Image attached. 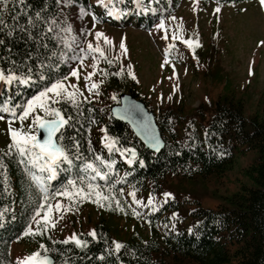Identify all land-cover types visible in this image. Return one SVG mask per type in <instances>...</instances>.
<instances>
[{"label": "trees", "instance_id": "16d2710c", "mask_svg": "<svg viewBox=\"0 0 264 264\" xmlns=\"http://www.w3.org/2000/svg\"><path fill=\"white\" fill-rule=\"evenodd\" d=\"M66 1L23 0L21 4L18 0H8L5 7L0 0V20L3 21L0 24V68L7 71L9 67L15 70L16 66H20L23 71L26 65L33 74L32 81L27 85H0V105L7 101L10 105L22 107L26 100L44 87L69 74L66 55L61 56V53L66 54L65 45L52 38L58 31L56 25ZM69 1L84 8L91 5V0ZM182 1L140 0L141 7H138L136 0H121L115 15H107L106 10L103 13L112 20L120 18L127 21L130 18L152 27L162 15L173 12ZM216 1L225 4L250 0ZM145 7L149 11H144ZM30 18L34 26L29 24ZM48 27L53 28L52 33H45ZM41 33L46 35L43 43H47L48 48L36 39ZM29 56L31 59H28ZM41 62L45 63L43 70L38 68ZM118 63L115 57L104 58L108 82L105 96L99 95L96 100L79 99L77 106L67 98H60L57 102V106L73 118L62 129L63 143L70 153L71 163L65 161L60 164L52 179L46 178L49 175L46 171L21 163L15 150L11 155H7L9 149L0 151L3 160L0 166V264H16L11 250L15 241L39 244L41 254L51 253L54 256L53 264H264V118L257 113L247 115L243 101L228 95L201 100L188 110V114L183 110L182 118L177 116L178 110L174 106L167 105L156 114L165 146L161 151L153 152L144 146L127 123L110 114L111 105L119 101V95L124 91L133 92L152 108L150 99L140 90L137 71ZM129 71L134 73L135 78L129 75ZM40 76L44 79H39ZM49 103L51 107L56 106L52 99ZM21 107L17 110L20 111ZM176 118L185 119L182 133ZM94 127L101 131L99 144L92 140ZM105 129L108 136L118 138V147L136 149L138 154L132 164L127 163V153L121 156L105 147ZM73 137L79 141L78 149L71 146ZM239 144L257 152L254 162L246 167L252 184H243L241 190L234 192L230 205L197 206L190 219L191 231L183 227L174 230L164 226L165 232H160L161 221L170 216L162 209L145 212V209L135 207L127 197L126 188L129 186L137 190L149 187L157 190L169 177L196 178L223 172L233 167L235 148ZM95 155L115 161L114 171L107 183L114 185L113 199L119 200L123 209H118L120 216L138 225L143 220L149 228V235L138 232L137 226L129 237L117 238L112 232V225L103 215H99L90 229L76 233L79 239L86 241L83 246L74 241L65 243L68 237L54 236L51 226L45 227L41 219L33 232L24 234L25 229L33 224V217L37 216L35 210L42 203L44 208L41 211L47 209V204L53 205L58 198L55 192L63 191L69 180L84 176L86 173L82 165L85 159H92ZM32 174L40 177L48 188V201L43 200L40 183L32 179ZM97 183L105 195H110L108 188L104 187L105 181L97 179ZM121 188L122 193L119 191ZM69 201L74 205L81 204ZM177 204L170 199L163 208L174 209ZM133 209L140 214L134 215ZM38 228L41 230L35 231ZM93 229L95 237L89 235ZM113 241L123 245L119 252L115 250Z\"/></svg>", "mask_w": 264, "mask_h": 264}, {"label": "rangeland", "instance_id": "374dc122", "mask_svg": "<svg viewBox=\"0 0 264 264\" xmlns=\"http://www.w3.org/2000/svg\"><path fill=\"white\" fill-rule=\"evenodd\" d=\"M120 1L112 0V3L117 7ZM217 6L220 7L219 12L216 11ZM80 9L88 14L81 18ZM103 11V6L97 5L95 0H91L88 8L67 0L58 19L59 28L70 26L72 29L66 35L73 47H65L70 71L67 79L64 77L61 80L66 85L77 86V100L85 97L96 100L99 95L107 94L104 58L111 56L118 60L120 66L137 71L140 90L150 99L155 114L160 113L162 107L172 105L178 110L177 116L182 118L184 111L188 114V110L197 106L201 100L228 95L243 101L247 115L257 113L260 118H264V44L260 43L264 41V5L260 0L225 4H219L216 0H183L173 12L162 15L152 27L131 21L130 18L127 21H111L108 16H104ZM92 13L98 17L95 22ZM161 19L165 22L164 29L155 27ZM85 29L89 31H84ZM97 31L104 33V36L97 38ZM173 34L198 41V44L189 46L182 39L173 40ZM73 37L74 40L71 39ZM104 37H107V41ZM89 42L93 44V50H88ZM121 43L125 45L126 51L120 47ZM97 45L103 50V55L94 50ZM169 45L172 47L169 48ZM73 55L82 57V61L69 59ZM73 69L77 71L78 77L70 75ZM88 73L93 75L86 80ZM93 82L98 87L89 91ZM48 95L57 106L61 97L54 93ZM63 98L71 100L66 93ZM26 102L27 100L23 105ZM48 104L50 106L49 101ZM37 112L41 116L45 115L42 109H37L23 122L19 119L12 120V127L20 128L23 123L24 131L32 130L37 134L35 125L32 129L28 128ZM0 115L5 117L0 120L1 151L8 149L11 139L8 130L9 115L3 112ZM180 118L176 119L182 133L185 119ZM91 136L95 144H99L101 131L98 127L92 129ZM256 155L255 150L245 149L239 144L235 148L233 167L223 172H213L196 178L169 177L163 187L157 190L150 187L137 190L129 186L126 188L127 197L135 207L145 209V212L162 209V212L170 216L169 219L161 221L160 232H165L164 226L174 230L183 227L189 231L192 230V211L197 206L210 208L230 205L234 192L241 190L243 184H252L246 167L254 162ZM133 192L135 197L131 195ZM164 192L172 193L167 202L170 199L178 202L174 209L163 208ZM150 196L154 200L153 205H148ZM94 199L93 196L92 200H83L81 204L74 205L69 197L58 196L53 205L60 201L62 207L69 210L53 211L51 216L56 225L51 227L53 235L69 237L88 230L99 215H103L110 222L112 232L117 238L129 237L137 226L138 232L149 235V228L143 220L138 225L135 221L120 216L114 199L111 200V207L106 206L107 201L101 205L92 202ZM136 200L142 202L137 204ZM46 212L47 209L37 214L31 225L32 229ZM173 213H177L174 219ZM38 248L39 244L35 242L15 241L11 248L13 260L20 264L24 257L38 251Z\"/></svg>", "mask_w": 264, "mask_h": 264}, {"label": "snow or ice", "instance_id": "6c2138e0", "mask_svg": "<svg viewBox=\"0 0 264 264\" xmlns=\"http://www.w3.org/2000/svg\"><path fill=\"white\" fill-rule=\"evenodd\" d=\"M5 7L8 4V0H2ZM19 3L23 4V0H18ZM97 5H102L103 8L106 10L107 15L112 16L115 15L118 12V9H116L115 5L112 3V0H95ZM137 6L141 7L140 0H136ZM260 3L264 5V0H260ZM144 11H149L148 8H143ZM216 11H220V7L217 6ZM88 13L84 9H80V16L81 18ZM2 15V13H0ZM37 17H39V13L36 14ZM93 21L95 22L98 17L95 13H92ZM172 19H175L174 17ZM3 21L0 20V24H2ZM29 24H32L34 26V21L30 18ZM56 27L59 29L54 35L53 39L58 40L59 42L63 43L66 48L71 49L73 47V44L70 43L69 38L67 37V33L71 32L72 29L70 26L59 28L58 25ZM155 27L159 29L165 28V22L163 19L160 20L159 24L155 25ZM84 31H89L85 29ZM53 28L48 27L45 30V33H52ZM45 33H41L39 36L36 37L38 41H41V44L44 48H48L47 43H43V40L46 39ZM95 36L97 38L103 37L104 33L97 31L95 33ZM107 41V37H104ZM165 38H167V35L165 34ZM71 39H75L74 37ZM173 40L176 39H182L185 44H188L189 46H192L194 44H198V41H192L189 39H184L183 37H177L175 34L172 36ZM261 44H264V41L260 42ZM120 47L127 50L125 45L121 43ZM169 48L172 47V45L168 46ZM88 50H93V44L91 42L88 43ZM96 52H99L103 55V50L97 45L94 49ZM81 51H85L84 49H81ZM166 53L168 49L165 50ZM52 55L55 56L56 52L53 51ZM66 54L61 53V56L64 57ZM28 59H31L29 56ZM69 59H76L81 60L82 57L73 55ZM168 60L166 58L165 63H167ZM15 64V61L12 62ZM109 63H112V61H109ZM174 67V66H173ZM39 70H43L45 68V63L41 62L38 66ZM70 75L77 76L78 73L75 69H73L70 72ZM93 73H88L87 76H85V79H89ZM116 75H120V73H116ZM129 75L133 76L135 78L134 73L129 71ZM33 79L32 69L30 67L24 66V70H20V66H16L15 70L12 67H9L7 71L0 68V85H3L5 87H11L13 84L17 85H27L29 84ZM39 79H44L43 76H40ZM65 80L67 77L64 78ZM98 87V84L93 82L91 85V89H95ZM72 89V90H69ZM49 93H54L55 96L64 97V94H67V97L71 99L72 104L74 106H77L79 104V101L77 100V93L78 89L76 85H66L63 80H56L52 82L49 86L44 87L41 91H39L36 95L32 96L29 100H27L26 104L22 106V110L19 111V114L17 115V109L21 106L17 105H10L7 101L4 102V104L0 105V112L9 113V133H10V139L11 143L8 145L9 152L7 155H11L13 153V150H15L16 153L20 156V162L34 165L38 168H40L43 171H46L49 175L46 177L47 179H52L57 171L60 164H63L65 161H70V153L68 152L66 146L64 145V135L62 129L65 125L69 124V121L73 118L71 116H65L61 110L51 107L48 104V101L52 99L49 97ZM170 98V97H169ZM85 100L87 97L84 98ZM113 99H115V96H113ZM37 109H42L44 112V116H41L38 112L33 117L32 123L28 125L29 129L33 128V125L37 129H46L47 136L40 140L37 137L36 131H24V125L21 123L20 128H14L12 127V120L19 119L21 122H23L24 119H26L30 113L36 112ZM121 109H117V112H120ZM125 117H127L128 114L135 111V108L133 106H124L122 109ZM5 119L3 115H0V120ZM143 127L145 129H149L151 127V122L148 120H145L143 122ZM146 139L149 140L151 143V147L157 148L161 141L153 136H146ZM104 144L105 147L109 151H115L118 152L121 156H124L125 153L128 155L125 157L127 159L128 164L133 163V158L136 157V149L134 148H121L118 147V138L110 137L107 135V131L105 129V136H104ZM72 147L79 148V141H76L75 138H72ZM92 150L91 148L89 149ZM24 157H27V160H24ZM97 161L99 163H97ZM115 164L114 160L111 159H105L101 155H95L92 159H85V163L82 165V167L85 169V175L84 176H78L76 179L69 180L67 182V186L63 188V191H56V196H67L69 199L73 202H83V200H92L93 196L95 199L92 201L96 204L103 205L104 202H108L106 206L111 207V200L114 198L115 193L112 192V187L114 185H110L107 183L110 180V173L114 171L113 165ZM3 165V160L0 158V166ZM103 166V167H102ZM104 169H107L105 171ZM32 179L37 180L40 183L41 191L44 193L43 200L46 202L49 199L48 194V188L45 186L43 181L40 179V177H37L36 175L32 174ZM97 179L105 181V188H108L110 195H105L104 192L101 190V185L97 183ZM79 181V183H78ZM69 189H72L71 191ZM119 191L122 193L123 189H119ZM133 197H135V193H131ZM162 197L164 198V202L167 203V198L172 197V193L170 192H164L162 193ZM141 200H136L137 204H140ZM154 200L150 196L148 198V205H153ZM116 207L117 209L123 210L121 208L119 200H116ZM44 208V204L42 203L40 207H38L35 212L36 214H39L41 210ZM68 211L69 209L63 208L60 201H56L55 205L47 204V212L44 216H42L40 219L45 222L44 226L48 227H55V221L53 220L52 216L50 215L53 211ZM153 210H156L153 208ZM134 215H139L140 213L137 212L135 209H133ZM177 213H173L172 217L173 219L176 217ZM35 219V216L33 217ZM38 224L40 223L39 220L36 221ZM41 229H36L35 231H40ZM191 231V229H189ZM33 232V229L31 228V225H29L25 229L24 234H28ZM89 235L95 237V230L93 229ZM68 241H74L77 245L83 246L86 244V241H83L79 239L76 234H72L69 236L64 242L67 243ZM115 250L117 252L120 251V249L123 247V245L118 241H113ZM43 248L44 246L41 245ZM20 264H52V261L50 257L48 256H42L39 251H34L30 255L23 258L22 261H20Z\"/></svg>", "mask_w": 264, "mask_h": 264}, {"label": "water", "instance_id": "95a60500", "mask_svg": "<svg viewBox=\"0 0 264 264\" xmlns=\"http://www.w3.org/2000/svg\"><path fill=\"white\" fill-rule=\"evenodd\" d=\"M133 106L135 108V111L128 114L127 117H125L122 109L124 106ZM55 108L61 110V112L65 115L66 113L60 106H55ZM117 109H121L120 112H117ZM110 114L115 119L121 120L129 125L132 132L138 137V139L144 144L146 148L153 152H159L163 149L165 146V138L159 128V124L156 118V114L153 109H151L148 104L138 97L136 94H134L131 91H124L121 92L119 95V101L117 103H114L110 107ZM145 120H148L151 122V127L149 129H145L143 127V122ZM66 126V125H65ZM64 126V127H65ZM155 136L158 138L161 143L157 148L151 147V143L148 139H146V136ZM47 136L46 129H37V137L40 140H43ZM136 151V156H137ZM42 256H48L50 257L52 264L55 261L54 256L51 253H43Z\"/></svg>", "mask_w": 264, "mask_h": 264}]
</instances>
